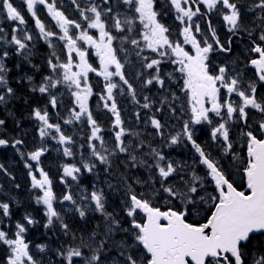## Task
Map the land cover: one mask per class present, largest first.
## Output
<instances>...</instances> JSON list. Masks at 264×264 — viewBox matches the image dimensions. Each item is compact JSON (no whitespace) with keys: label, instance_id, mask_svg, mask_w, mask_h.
Listing matches in <instances>:
<instances>
[{"label":"snow or ice","instance_id":"snow-or-ice-1","mask_svg":"<svg viewBox=\"0 0 264 264\" xmlns=\"http://www.w3.org/2000/svg\"><path fill=\"white\" fill-rule=\"evenodd\" d=\"M23 2L34 18L39 35L49 42L50 46L52 38H55L63 41L67 48L64 62H60L55 52L52 53L54 59L47 61L50 74L45 76L33 91L47 95V104L53 108L58 106V95L53 89L64 85L71 91V95L75 98V106L69 110V119L64 123L72 124L84 120L90 125L89 148L92 155L107 167H111L112 164L109 156L116 155L117 151L126 153L133 166L136 163L142 165L146 163L143 160L137 161V156L133 154L136 149L130 151L124 141L128 132L123 127L116 95H123L126 86L133 100L139 104L133 84L125 76L126 68L134 72L137 80L143 77V69L152 70L149 77L141 80V83L157 84L160 88H164L165 80H171L173 73L167 72L162 76L161 65L167 63L176 65L174 71L181 74L182 90L191 105L194 123L211 124L210 113L221 118L222 122H217L211 135L214 140L220 141L225 155L230 152L234 154L233 143L229 136V122L235 118L237 122L242 121L245 126L251 128L248 122L249 113L246 110L252 109L264 114V95L257 97L255 83L243 81L240 73L235 70L230 71L228 66L213 65L210 70L209 56L213 51V45L217 46V51L231 52V39L227 41L228 47L225 48L212 29L210 20L207 23L212 42L201 33L199 23L193 25V17H204L215 12L217 15H222L229 32L234 35L246 33L250 39L248 51L256 54L249 62L256 69L259 81L264 82V0H253L252 6L246 9L249 12L259 10L256 19L250 24H246L242 18L241 8L238 7L239 0H169L176 12L175 19L180 21L182 26L180 32L182 40L170 39L169 28L158 19L161 13L156 10V0H119L118 6L114 5V0H100L99 3L89 0L87 7H82L78 0H71L79 12V20L69 19L65 12L57 7L56 0L51 2L23 0ZM38 5L44 6L55 21V27L59 28V32L46 28L45 23L37 15ZM124 5L128 6L132 14H122L118 10ZM201 6L207 11L202 12ZM0 8L6 12L5 18L8 21L18 22L12 29L11 39L6 40L0 35V40L15 45L18 52L28 49L33 35L19 27L27 23L24 15L14 6L12 0H0ZM137 21L142 26L140 30H137ZM89 30H96L98 35L90 33ZM3 32L4 29L0 28V33ZM197 34H201V39H197ZM84 45H87V48ZM182 45H191L195 50L194 54L185 50ZM88 48L95 50V55L99 58V69L88 62ZM145 50H150L155 55L152 57L145 55ZM118 52L123 53V60L118 56ZM130 53L134 56V60L129 59ZM73 54L78 57L75 63ZM8 55V51L2 53V57ZM7 71L0 58V86L3 87L0 104L7 103V97L15 94V90L9 86ZM90 72L103 77V90L98 95L103 101V108L115 116L113 127L118 130L115 131V150L111 152L105 147V139L101 135L102 128L88 106L89 97L93 94L92 86L87 83ZM221 89L225 90L223 94ZM233 94L239 97V103L231 98ZM171 95L173 100L177 98L175 93ZM144 100L146 102L142 107L151 108L152 103L147 102L148 97L145 96ZM206 103H210V107H206ZM169 107L175 114L176 109ZM136 115L139 118V113ZM33 116L40 122L39 134L42 138L50 136V130H54L59 133L61 144L73 143L72 137L66 136L61 130L60 123L50 122L47 106L43 109L35 108ZM150 123L157 133L163 136L161 129L164 125L161 121L152 116ZM5 124V120L0 119V127H4ZM255 133L253 130L242 133L247 145V160L243 168L246 190H238L234 186L219 161L210 158L195 142L193 131L189 123L185 122L183 135L191 141L193 148L199 154V163L206 169L203 178L193 172L185 180L180 176L182 167L174 166V163L161 152L151 149L150 155L154 157L155 163L149 167H155L157 178L150 181L151 191L137 193L129 185L125 192L127 199L124 201L126 216L129 218L127 229L107 211V198L103 191H93L90 199L94 201L95 206L92 210L100 212L108 221L104 236L111 238L113 231H122L130 237L120 243L119 259L114 264H264V119L257 122ZM52 138L55 139L54 136ZM92 141H98L103 152L98 150L97 144ZM179 141L180 134L170 137L171 145ZM11 143L15 148L23 144V141L15 139ZM8 145V139L0 138V146ZM137 147H143V144ZM45 151L46 149L39 148L28 153L30 160L36 162L39 179L32 171L31 164L26 163L25 166L30 170L32 187L42 191V195L37 196L36 202L46 206L45 227L51 226L55 218L61 222L65 232H68V224L62 221L61 214L54 207L57 198L52 189L53 181L40 167V158ZM64 154L73 155L68 147L64 148ZM94 167L95 164L83 165V168L89 172ZM0 169H4L3 164H0ZM80 171L81 169L75 165L63 168L64 176L71 177L74 181L78 179L77 174ZM208 177L210 179H207ZM61 180L66 183L63 177ZM136 183L140 181L137 180ZM157 183L159 187L155 186ZM207 183L214 184V194L208 192L205 186ZM157 198L169 205L166 210L162 211L161 206H157ZM63 200L76 203L70 192L63 196ZM173 201L177 203L173 205ZM9 208V203H0L4 216L10 217ZM76 210L81 218L88 214L84 207H78ZM197 216H202V220L196 219ZM25 219L28 224L34 223L30 217L26 216ZM16 229L15 238H10L7 232L0 230V241L8 246L11 253L7 264H39L29 252V244L24 240L26 227L17 222ZM95 235L92 233L89 236V239L96 243V247L87 264H105L106 259H109L105 256L106 240L96 242ZM257 237L261 238L258 244L254 243ZM38 247L43 251L44 246ZM83 255L81 248H69L68 264H72L73 257Z\"/></svg>","mask_w":264,"mask_h":264},{"label":"rangeland","instance_id":"rangeland-1","mask_svg":"<svg viewBox=\"0 0 264 264\" xmlns=\"http://www.w3.org/2000/svg\"><path fill=\"white\" fill-rule=\"evenodd\" d=\"M19 1V0H17ZM100 0H97V3H99ZM114 5L118 6V0H114ZM120 11V7L118 8ZM3 11L2 8H0V13ZM258 14V10L256 11ZM122 14H132L131 10L128 8L127 5L123 6V9L121 11ZM14 22V21H10ZM193 23H196L195 17H193ZM18 22H15L13 25V28L16 27ZM137 25H139V22L137 21ZM20 28H25V25H19ZM138 30V29H137ZM11 30L8 28H4V32L1 33L6 40L11 37ZM90 33L95 32L96 30H89ZM31 31H29L30 33ZM98 34V33H96ZM17 35H21L20 33H17ZM41 40H44L42 37ZM32 41H37V39H34ZM31 41V42H32ZM1 42H4V40H1ZM47 44L49 42L45 41ZM82 43V42H80ZM57 44H60V41H57ZM50 45V44H49ZM55 45V44H54ZM13 48L17 54L19 53H26L30 49H26L23 51L18 52L16 50L15 45H3L0 43V58L2 57V53L5 51L6 47ZM57 46V45H55ZM84 47L87 48V45H84ZM7 51V50H6ZM35 53V52H34ZM53 53V52H52ZM89 49H88V62H89ZM30 55V54H29ZM55 55L58 57L57 53ZM67 56V52H65V55L63 56V60L65 61ZM118 56L121 57L123 56V53L118 52ZM51 59H54L53 56H50ZM129 57H132L131 53L129 54ZM73 62L78 61V57L73 54ZM60 62H63L59 58ZM2 62L6 66V62ZM55 62V60H54ZM76 70V69H73ZM133 72L132 70H128L126 68L125 70V75L126 78H128L129 73ZM10 74H14L15 76L20 78V72L17 70H9L6 73V77L9 81V86H10ZM90 74H88L87 78V83L90 84ZM13 75V76H14ZM118 81V78H117ZM170 81L167 79L165 89L170 90ZM122 83V82H121ZM62 86L58 92V106L56 108H53L51 105L47 106V111L49 113V118L50 122L56 123L54 120H57L58 115L60 113L64 114V121L69 119V110L75 106V98L71 95V91L66 88L64 85ZM0 93L3 92V87L0 86ZM147 91L145 90L144 93ZM62 96H66L70 101H62ZM94 94H92L89 97L88 100V106L92 110L93 117L99 121V114L105 113L108 114L110 119H111V125H110V136L106 133V130H104L103 126L100 127L102 128V133L104 139H105V147L111 152L115 150V131L116 128L114 129V121H115V116L108 111L107 109L103 108V102H98V107L101 109H98L95 105V103L92 102V97ZM11 97V96H10ZM119 100L120 107H119V112L121 116V120L124 121L125 119H128L130 124L127 123L125 120V126L128 134L124 137L125 144L128 145L129 150L132 151L133 149H136L133 154L137 156V161L143 160L146 163L145 164H139L136 163L135 166H133V162L128 158V155L126 153H119L118 151L116 152V155L114 156H109V159L111 160L112 164L111 167H107L106 165L101 164L93 155L91 152V149L89 148V136L91 134V128L90 125L87 124V127L89 129V135L88 138L86 139L84 145H85V150L78 151V149L72 148V144H61L59 142V133H56L54 130H50L51 135L43 137L45 138V145H43L40 148L46 149L44 154L40 158V167H42L49 175V177L52 179V189L53 192L56 195V201H54V207L57 209V211L61 214V219L64 223H67L69 226L68 232H65V230L61 227V222L56 220L54 218V222L51 226L46 227V228H51L52 226H55L56 229L58 230V233L60 234L61 241L64 242L67 246V250L69 248H76V247H83L84 245H89L88 247L95 248L96 243L93 242L92 240L89 239V236L92 234V229H96L97 231L95 232V241L98 242L102 239L106 240V245L109 244V246L115 245L118 246L122 241H127L130 239L129 236H127L124 232L122 231H113L111 234V238H106L104 236V232L106 231L105 229L107 228V224L103 221H101L102 215L100 212L93 211L92 209L94 208V201H91L90 196L93 191H99L102 190L106 199V209L108 212L114 213L109 209L110 204L112 203H117V209H121L120 211H116V215H114L122 224L123 228L127 229L129 224L127 223L128 217L126 216V211L122 208L124 207V201L127 199L125 196V192L128 190L129 185L131 186L132 189H134L137 193L141 191H151L150 187V181L155 180L157 178V170L155 167H149L150 165H153L155 163L154 157L150 155L151 149H156L157 151L161 152L168 160L172 161L174 163V166H180L183 168V171L180 173V176L183 177L185 180L188 179L193 172H195L198 176L204 177L205 169L202 168L201 164L199 163V154L195 151V149L192 148L191 144H188L185 140L187 138L183 135V125H180L177 127L175 125V122L172 124L169 122H166L168 124H164V127H166V132L164 131L165 129H161L163 134L165 135L166 139V145L161 146V140L160 136L156 131H151L148 133L147 130L149 128L150 123V118L147 116L145 120L139 125H135L134 122H139V118H137V113L139 115L141 114V110L139 109V105L133 100L132 96L128 93L127 88L125 86V91L123 95H119ZM173 96H170L167 94V96L164 98L166 100L167 98H171ZM9 97H7V100ZM136 100H137V94H136ZM154 104V103H153ZM138 105V106H137ZM1 106H6L5 104H1ZM118 106V103H117ZM171 105H167L169 107ZM181 110L183 115L185 116L188 111H190V103L188 101V97L185 94V100L182 101L181 103ZM174 107V106H171ZM170 108V107H169ZM49 110L52 111L49 112ZM56 110H60L59 112L56 113ZM78 110V109H77ZM148 109L144 108V111ZM159 113V112H157ZM149 114V113H148ZM127 116L128 118H126ZM82 123V120L80 121ZM165 123V122H164ZM67 123L61 124V130L63 133L67 136ZM152 126V125H151ZM170 126L175 129L173 135L170 132ZM154 128V127H153ZM192 129V127H190ZM212 133V131L210 132ZM39 134V130H38ZM180 134L182 135V138L180 137V141L175 144L171 145L170 144V137ZM163 135V136H164ZM40 136V134H39ZM55 137L53 139L52 137ZM41 137V136H40ZM49 137V141L48 138ZM42 138V137H41ZM185 139V140H184ZM29 142V141H27ZM92 143L97 144V149L103 152V149L99 147V142L98 141H92ZM143 144V147H137L138 145ZM175 148L170 151L173 147ZM68 147L71 149L73 155L72 156H67L64 154V148ZM192 148V149H191ZM193 150V151H192ZM22 153V151L20 150ZM107 154V153H105ZM28 160L30 161L28 164H31L33 166L32 171L36 173L37 178L39 179V173L38 169L36 167V162L31 161L29 156H27ZM84 164H95V167L91 172L87 171L85 168H83ZM75 165L76 167H79L81 169L80 173L78 175L77 180H73L71 177H65L63 168L64 166H72ZM30 171V170H29ZM227 176H229L232 180L233 178L238 180L239 176L235 175L238 173L240 170H224ZM64 178L66 183L62 182L61 178ZM179 179V178H178ZM209 179V177L207 178ZM139 180L140 183H136V181ZM156 187H159V184L157 183L155 185ZM208 189V192L211 194H214L211 190L210 187L212 188V184L207 183L205 185ZM74 188L75 190H79V194L76 193L74 190L71 188ZM57 188L60 190H65L64 194L61 195V197H58V192ZM40 194L42 195V191L38 189ZM113 191V193H112ZM71 193L73 196V200L76 201L75 204H73L71 201H65L63 200V196L65 194ZM165 204V201L162 200ZM177 202L173 201L172 204L175 205ZM40 208L42 207L44 209V215L46 212V206H44L42 203L38 204ZM78 207H84L87 209L88 215L93 216L95 219H91L89 221V225H85V230L83 232L78 231L79 228H83L82 225H79L77 222V217H79V213L76 210ZM86 215V217L88 216ZM46 216V215H45ZM26 216H24L25 219ZM29 217V216H27ZM41 217V216H40ZM47 217V216H46ZM34 223L35 221H38V219L30 217ZM42 218V217H41ZM198 220H202V216H197L195 217ZM105 219V218H103ZM106 221V220H105ZM26 224H28L27 220L25 219ZM44 227L47 224V219H44L43 221ZM33 223V224H34ZM29 224V225H33ZM99 227H103L105 229H100ZM102 230H105L104 232H101ZM119 233V238L120 240L114 241L112 240L116 234ZM83 238V239H81ZM25 240V239H24ZM48 241L50 243L48 244L46 241L42 243H39L38 245H30L29 244V252L33 255V258L36 259L39 264H51L48 261V255L45 256V254L52 249L53 246V237H48ZM26 242V241H25ZM54 242V241H53ZM256 243V242H255ZM257 244V243H256ZM44 246L43 251L40 250L38 246ZM55 245V243H54ZM57 247V245H55ZM87 248V247H86ZM82 250V249H81ZM83 256L81 257H73L72 259V264H87L88 258L91 257L93 252H87L85 250H82ZM111 253V252H110ZM112 254V253H111ZM65 258V259H64ZM64 261L61 264H68L67 260V254L64 256ZM119 259V253L118 256H109V259H106L105 264H114Z\"/></svg>","mask_w":264,"mask_h":264},{"label":"flooded vegetation","instance_id":"flooded-vegetation-1","mask_svg":"<svg viewBox=\"0 0 264 264\" xmlns=\"http://www.w3.org/2000/svg\"><path fill=\"white\" fill-rule=\"evenodd\" d=\"M21 5L23 6V10L25 13L29 14V17L24 15V18L27 21V24H31L35 27V21L34 18L31 16V14L27 10L26 4L23 2V0H19ZM51 2V0H49ZM119 3V0H118ZM57 7L62 10L63 8V1L62 0H56ZM253 4V0H239L238 7L241 8L242 11V18L244 19L246 24H250L251 21L256 19L257 10L255 12H249L242 8H249ZM123 9V6L120 7V12ZM156 10L161 13V16L158 17L160 19V22L165 24L169 28V31L171 33L170 39L173 40H182L183 37L180 35V32L182 30V26L180 24V21L175 19L176 12L174 7L170 4L169 0H156ZM63 11V10H62ZM201 11L206 12V8L201 6ZM246 11V12H244ZM37 15L41 19L42 22L45 23L47 29H51L53 31L59 32V28L55 27V21L52 20L51 16L47 13V10L44 8V6H37ZM162 17V18H161ZM196 23H199L201 33L206 35L209 39V42H212V38L210 35V29L208 27V21H211L212 29L215 30L216 36L219 38L220 43L224 45L225 48L228 47L227 41L231 39L232 44L231 48L232 51H217V46L213 45V51L209 56V65L210 70L213 65L215 66H228L229 70H235L240 73L241 78L245 82L255 83L257 86V97L259 98L261 95H264V82H260L258 78V74L254 66L250 64V59L255 57V53H250L248 51V48L250 47V39L246 33H239L234 35L233 33L229 32L228 25L225 21H223L222 15H217L215 12H212L211 14L201 17L197 16L195 17ZM193 25H195L193 23ZM13 27V26H12ZM142 26L137 25V29L140 30ZM13 29V28H12ZM12 29L10 33L12 34ZM28 32L31 31V28L25 27ZM193 31H195V28L193 26ZM33 31L30 32V34ZM39 34V30H37ZM96 34L95 32H93ZM98 35V34H97ZM40 36V35H39ZM254 38V37H253ZM197 39H201V34H197ZM185 50L190 51V53L194 54V49H192L191 45H182ZM91 53H93L94 62H89L92 64L93 67H96L99 69V58L95 55V50L90 48L89 49ZM145 55H148L150 57L154 56L155 54L151 53L150 50H145ZM60 58V54L58 55ZM176 65L167 63L161 65V75L163 76L167 72H172L173 77L170 81V90H166L164 88H160L159 85L153 84V85H145L141 83V80L147 79L151 73L152 70L143 69L144 75L141 77V80H139L138 83H135V91L137 94V100L139 101V109L141 110V114L139 115L140 120H145L147 116L151 118L152 116H155L157 119H159L162 123L168 124L175 122V125L180 126L183 125L185 122L189 123V126L192 127L193 131V139L197 144L201 146L202 149L207 153H210V158L213 160H218L220 163V166L223 168V170H243L245 166V162L247 160V145H246V138L242 135L243 132H246L248 130H253L254 134L255 129L257 127V122L261 119H264V114L259 113L256 110L248 109L249 116H248V122L249 125H251V128L244 125L242 121L237 122L235 118H233L232 121L229 122L228 127L230 128V140L233 143V152H230L229 154L225 155L223 153V149L220 146L219 140H214L211 135V131L216 126L217 122H222L220 117H216L214 113H210L209 116L212 119V123L208 124L207 122H202L200 124H195L191 112H187V114L184 116L181 110V103L185 100V92L182 90L183 80L181 78V74L179 72L174 71L176 69ZM93 76H97L98 78H102V76L97 75L94 72H91ZM14 74H10V86L16 87V82L18 80L17 76H13ZM126 76V75H125ZM167 80V79H166ZM165 80V85H166ZM104 81V80H103ZM147 91L144 93V91ZM225 92L224 89H221V93L223 94ZM175 93V96L177 97L175 100H173V97L167 98L164 100V98L168 95L172 96L171 94ZM148 97L147 102L152 103V107L148 110L144 111V108L142 107L143 103L146 101L144 100V97ZM187 96V95H186ZM233 100H235L237 103L240 102L239 97H237L235 94L231 97ZM154 103V104H153ZM137 105V106H138ZM167 105L174 106L176 109L175 114H173ZM191 106V105H190ZM206 107H210V103H206ZM159 112V113H157ZM149 113V114H148ZM165 122V123H164ZM172 126H170L169 129H171ZM171 134L173 135V132L171 131ZM182 135H180L181 137ZM191 143V141H189ZM192 145V144H191ZM193 147V146H192Z\"/></svg>","mask_w":264,"mask_h":264},{"label":"trees","instance_id":"trees-1","mask_svg":"<svg viewBox=\"0 0 264 264\" xmlns=\"http://www.w3.org/2000/svg\"><path fill=\"white\" fill-rule=\"evenodd\" d=\"M78 3H80L82 7L87 6L86 0H78ZM67 8V6L66 8L63 7L62 10L67 16L73 18L72 10L68 11ZM77 16H79V12ZM66 51V45L62 41V56L65 55ZM34 61L32 62L33 69H29L28 75L32 78L31 81H34L35 86H32L28 82L25 83V81L17 80L16 87H13L15 94L9 97L6 106L2 107L0 104V119H4L6 122L4 127H0V138L9 140V145L7 147L0 146V164L4 165V169H0V203H9V211L11 214L10 217L4 216L3 210L0 209V230L7 232L10 238H15L14 233L17 231L16 223L20 222L24 224L27 229L24 233V239L26 243L30 245H38L39 243H42L43 240L49 244L50 241H48V237H53L54 242L52 241V249L48 251L45 256H49L48 261L51 264H61L65 259L64 256L68 252L67 246L61 241L60 234L55 226H52L51 228L44 227L42 221L47 219V217L44 215V209L42 207L40 208L36 202L37 196L41 194L38 189L32 187V178L29 174V168L25 166L26 163L30 162L27 158L28 153L36 151L45 145V138H41L38 134L41 125L33 116V110L43 104L47 105L48 96L41 94L38 91H33V88L38 87L43 78L50 74V69L48 68L47 58H45L44 62H41L40 64L39 61ZM61 87L62 86H58V89ZM55 90L57 89H53L54 92ZM60 116H64L63 113H61ZM54 121L63 124L58 118ZM88 133L89 130H87L86 127L79 126L75 123L70 124L67 136L72 137L74 149H78V151L85 150L83 144L87 139ZM47 138L49 141L50 138ZM15 139L22 140L23 144L17 145L14 148L11 142ZM20 150L24 154L23 156L21 155ZM238 173L242 177V182H244L242 171L240 170ZM17 185H19V187H17ZM243 187L244 183L238 186L241 190ZM71 189L75 192L77 191L76 193L79 194L78 189L75 190L73 187ZM213 189L214 188L210 187L212 192ZM57 192L58 197H61L65 190L57 188ZM156 203L157 206L163 208L161 203ZM109 209L114 215H116V211L121 210L117 209V203L110 204ZM123 209L124 207L122 210ZM24 216L38 219V221H35L33 225L26 224ZM76 219L78 224L83 226V228H79L78 231L83 232V230L86 229L85 225H89V221L95 218L88 215L84 218L79 216ZM101 221H103L105 225L108 224V221H105L103 217L101 218ZM100 229L105 228L99 227V230ZM105 230H102L101 232H104ZM92 231V233H95L97 230L92 229ZM260 240L261 238L257 237L254 243L256 242L258 244ZM54 243L57 247H55ZM111 247L112 246L107 244L105 247V253L114 252ZM80 248L89 252V249H86L85 246ZM10 254L8 246L0 241V264H7Z\"/></svg>","mask_w":264,"mask_h":264},{"label":"bare ground","instance_id":"bare-ground-1","mask_svg":"<svg viewBox=\"0 0 264 264\" xmlns=\"http://www.w3.org/2000/svg\"><path fill=\"white\" fill-rule=\"evenodd\" d=\"M93 254V253H92Z\"/></svg>","mask_w":264,"mask_h":264}]
</instances>
